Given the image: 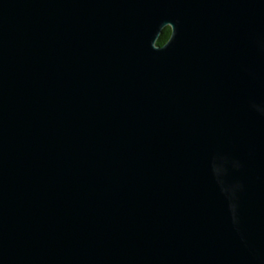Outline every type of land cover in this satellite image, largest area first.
Here are the masks:
<instances>
[{
    "label": "water",
    "instance_id": "obj_1",
    "mask_svg": "<svg viewBox=\"0 0 264 264\" xmlns=\"http://www.w3.org/2000/svg\"><path fill=\"white\" fill-rule=\"evenodd\" d=\"M0 264H264V0H0Z\"/></svg>",
    "mask_w": 264,
    "mask_h": 264
},
{
    "label": "trees",
    "instance_id": "obj_2",
    "mask_svg": "<svg viewBox=\"0 0 264 264\" xmlns=\"http://www.w3.org/2000/svg\"><path fill=\"white\" fill-rule=\"evenodd\" d=\"M170 33H171L170 27L164 28V30H163L160 38L158 39L157 43L163 45L169 39Z\"/></svg>",
    "mask_w": 264,
    "mask_h": 264
}]
</instances>
